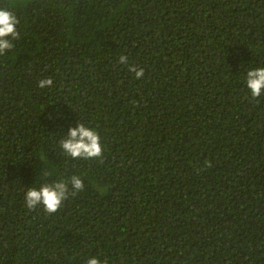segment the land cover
<instances>
[{"label":"trees","instance_id":"16d2710c","mask_svg":"<svg viewBox=\"0 0 264 264\" xmlns=\"http://www.w3.org/2000/svg\"><path fill=\"white\" fill-rule=\"evenodd\" d=\"M0 9L19 33L0 55V264H264V94L244 83L264 66V0ZM81 122L102 159L59 148ZM45 170L85 184L51 215L23 199Z\"/></svg>","mask_w":264,"mask_h":264},{"label":"clouds","instance_id":"9594fccd","mask_svg":"<svg viewBox=\"0 0 264 264\" xmlns=\"http://www.w3.org/2000/svg\"><path fill=\"white\" fill-rule=\"evenodd\" d=\"M17 24L18 20L13 12L0 9V55L14 46L13 40L19 39ZM117 64L124 65L135 79H141L144 76V68L130 63L126 54L119 56ZM244 83L252 99H257L264 94V66L249 68L246 71ZM52 84L53 81L49 77L40 80L38 87H51ZM58 146L62 153L72 160H92L103 157V145L99 133L83 122L75 127H69L66 135L59 140ZM204 167L211 168V162L206 160ZM42 176L44 179L38 187L33 185L24 193V206L29 211L41 208L46 214H55L63 207L65 201L77 196L85 189L84 181L79 174L59 176L49 180L48 178L53 177L54 173L45 170ZM86 264H108V261L92 256L86 260Z\"/></svg>","mask_w":264,"mask_h":264}]
</instances>
